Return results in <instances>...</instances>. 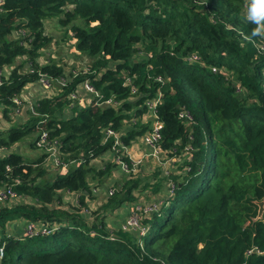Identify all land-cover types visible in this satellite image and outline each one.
<instances>
[{"label":"trees","instance_id":"obj_1","mask_svg":"<svg viewBox=\"0 0 264 264\" xmlns=\"http://www.w3.org/2000/svg\"><path fill=\"white\" fill-rule=\"evenodd\" d=\"M244 7L245 0L0 2V68H11L1 79L0 113L12 123L0 130V148L35 134L27 142L37 149L38 135L46 130L59 141L68 165L63 173L47 169L41 151L33 159L13 151L0 156V188L11 186L31 200L0 205V230L19 219L44 222L49 229L56 225L45 235L1 236L0 264H264V211L253 221L256 201L264 202V38H249L252 25L244 20ZM51 18L72 41L71 49L88 57L89 73L39 97L37 114L14 122L12 98L39 73L57 79L64 72L57 61H38L54 39L45 25ZM18 30L26 35L15 37ZM193 53L198 59L191 61ZM18 58L23 60L16 63ZM86 78L100 102L113 98L120 104L91 103L65 114L69 93ZM125 78L137 88L134 100ZM158 91L161 147L179 154L190 143L192 151L168 204L145 220L146 234L111 230L107 212L134 201L138 188L159 193L166 183L159 170L125 179L91 223L89 216L63 209L62 193H77L86 205L91 184L105 183L116 167L111 160L90 164L110 149L103 129L118 130L133 114L139 117L145 106L138 107ZM181 107L191 113L190 125L177 117ZM145 129L129 130L124 143Z\"/></svg>","mask_w":264,"mask_h":264},{"label":"built area","instance_id":"obj_2","mask_svg":"<svg viewBox=\"0 0 264 264\" xmlns=\"http://www.w3.org/2000/svg\"><path fill=\"white\" fill-rule=\"evenodd\" d=\"M2 0H0L1 2ZM13 35L15 37L25 36L26 32L24 30L14 31ZM72 43V41H69ZM261 47V46H260ZM262 48V47H261ZM72 51L76 52L74 49ZM48 48L42 49L40 59V64L48 63L49 60L54 58L52 52H48ZM188 59L191 61L197 60V54H190ZM28 66L29 72H33V69ZM11 68L4 67L0 68V84L2 82V77H7L10 73ZM213 71H217L216 67H212ZM89 73L88 66H74L70 68L68 71H64L63 74L54 79L45 73H39V77L36 80L41 86L51 92L45 96L52 95L57 86H66L73 78L77 77L81 74ZM156 80L162 81L161 76H157ZM124 84L130 87L131 96L130 100L136 98L137 88L132 83L130 78H125ZM24 88V87H23ZM23 90V89H22ZM21 90V92L15 95L12 98L14 106L9 113L11 119L16 116H25L26 118L32 114L36 115V100H31L27 97V95ZM80 90H83L84 94L80 93ZM87 93V95H85ZM162 94L160 91L157 92V95L153 98L146 99L142 105L138 108H142L145 106V111L139 116L136 117L134 114L129 120H125L123 126L116 130L110 127L103 129V142L107 140H111L110 149L107 151L111 154V162H113L117 168H119L128 178H132L139 172L140 163L142 160H133L130 155V144L138 141L146 146L149 150V156L156 159L155 164H162L163 162H170V168H164L159 170L162 176L166 177V183L163 185V192L160 194L158 198L149 199V200H138L133 202L129 209L128 213L121 225V229L129 232H133L137 234L139 237L146 234L148 231V224L145 220L149 219L154 213H158L162 207L168 204V199L173 196L176 181L182 179L183 175H185L188 170L187 162L191 160V151L192 146L190 143L186 144L179 154H175L176 150L173 149H163L160 145L161 142V127L162 121L159 119V115L157 112V105L160 102ZM100 93L94 88V86L89 82V79H85L76 85V88L69 93V105L68 109L73 107H84L91 103H95L98 105L112 106L116 108L120 102H117L113 98H109L105 101L100 102ZM177 117L181 119L182 123L185 125H190L192 122L191 113L181 107L177 112ZM129 124L130 127L125 129V125ZM141 126H145V131L134 140H131L129 144L124 143L123 137L127 135V132L131 129H139ZM189 139H191V130ZM37 149H39L44 155V166L49 170H55L58 172H66L68 165L62 159V154L60 150V143L56 138H50L48 132L46 130L41 131L38 135V138L35 142ZM181 167V168H180ZM175 170H171L174 169ZM150 171H155L154 169H150ZM172 176H176V179L173 180ZM19 179L15 178L14 183H19ZM113 186H109L106 190V197H109L113 194ZM69 193V192H68ZM76 198L78 199L79 194L75 193ZM31 200L28 197H23L14 192L11 186H3L0 188V205L9 206L17 203H29ZM82 212L89 216V209L81 208ZM56 225L54 224L51 229L44 222H34L27 221L23 232V235H34V234H48L51 230L55 229ZM1 238V235H0ZM254 250H248L247 254H251ZM3 255V247H0V258Z\"/></svg>","mask_w":264,"mask_h":264},{"label":"crops","instance_id":"obj_3","mask_svg":"<svg viewBox=\"0 0 264 264\" xmlns=\"http://www.w3.org/2000/svg\"><path fill=\"white\" fill-rule=\"evenodd\" d=\"M48 49L50 50V48H48ZM70 51L75 53L72 50H70ZM38 61H39V59H38ZM22 91L31 100H34V99H37L39 97H42V96H45L47 94L52 93V91L49 92V91L45 90L41 86V84H39L37 81L30 82V83L26 84ZM80 93L84 94L83 90H80ZM85 95H87V93ZM69 113H70V111H69V109H67L65 111V114L69 115ZM25 119H26V115L25 116L20 115V116H16L15 118H13L12 121L23 122ZM11 124L12 123L10 121L4 119L0 113V130H4V129L8 128L9 126H11ZM128 127H130V125L126 123L124 128L127 129ZM129 147H130L131 158L133 160H140V159L142 160V163H140L139 172L137 175H139V174L141 175L144 173L150 175L151 173H153V171H150V169L161 170L164 168L168 169V167L170 168V162L169 163L163 162L162 164H155L156 159L149 156L150 152H149L148 148L146 146H144L142 143H139L138 141H136L135 143L130 144ZM106 154H108V152ZM109 156H110V153H109ZM101 158H105V157L102 156ZM110 158H111V156H110ZM113 170L118 171V173H120V174L122 172L119 168L114 167V169H112V176L114 175ZM171 170L173 171V170H175V168L171 169ZM125 178L128 179L127 176ZM116 179H118V178H115V175H114L112 178H110L109 182H105L101 185H95V183H92L91 184V189H92L91 190L92 191L91 197L85 196V204L87 206L94 207L93 202L96 201L98 197H101L102 202L105 203V201H106V194H105L106 190L109 186H114ZM163 189L159 193H156L154 195H151L149 193V191H145V195L143 198L140 196L137 197L136 194L134 193V196H135L134 201H130V202L127 201L125 203H122V205L120 207L114 209L112 212L108 211L107 212V214H108V217H107L108 228H110L111 230L120 228L121 225L123 224V221H124L127 213H128V209L133 202H136V201L142 200V199L143 200L144 199L149 200V199L158 198L160 196V194L163 192ZM65 194L72 195L73 197H76L75 193L69 192V193H65ZM78 207H80L79 204H78ZM63 209H65V208L63 207ZM69 211H71V210L69 209ZM74 212H77L80 216L84 217L85 219L88 217L86 214H84L82 212L81 208L78 210H74ZM25 224H26L25 219H19V220H15L13 222H10L9 224L6 225L4 231L0 230V235L1 236H3V235H21V233L23 232V228H24Z\"/></svg>","mask_w":264,"mask_h":264},{"label":"rangeland","instance_id":"obj_4","mask_svg":"<svg viewBox=\"0 0 264 264\" xmlns=\"http://www.w3.org/2000/svg\"><path fill=\"white\" fill-rule=\"evenodd\" d=\"M45 25H46L47 33L52 35L54 38L53 41L51 42L50 47H48V48H50V50L49 49L48 50L50 52H52V54L54 55V58L51 57V60L57 61L60 65H62L64 71H68L70 68H72L74 66H83V65L89 66L88 64L90 62H89L88 57H86L83 54H76V53H73L70 51L71 50V44L69 43L68 37H67V39H66V37H64V32H63L64 29L61 28V26L57 25V20L55 18L47 19ZM22 60H23L22 58H18L16 63H19ZM39 60L42 61V59H40V58H39ZM34 138H35V134H30V135L26 136L24 139H22V141H20L16 144H13L9 148H0V156L5 155L9 151L21 153L24 157L30 158V159H33V158L39 156L41 154L40 150L36 149V148H31L27 142V141L33 140ZM106 153L103 155L105 158H101V157L97 158V159L93 160L90 164H92L96 167H99V166H103L105 163L109 162V160L111 159L110 158L111 154L109 156V153L108 154H106ZM113 173L115 175V178H118V179H116L115 184H114V188H113V189H116V191H117L120 188V185L125 181L126 174H124L122 172L120 174L116 170H113ZM148 175L149 174H146V173L141 174V175L139 174V175H135L134 178L137 176V177H140L141 179H144ZM113 176H112V171H111L110 176L106 179L105 182H109L110 178H112ZM175 178H176V176H175ZM134 193L136 194L137 197L140 196L142 198L145 195V191H141L140 188L136 189L134 191ZM107 198L108 197H106V200H107ZM77 201L78 200L76 197L62 193V197L59 200V203L62 207H64L67 210L70 209L72 212H74V210H78L80 208H84V209L88 208L90 210L89 219H88L89 223L94 221L96 219V217L100 216V213H102L100 210V207L104 203L102 202L101 197H98L97 200L93 202L94 207H90L87 205H81ZM78 204L80 205V207H78Z\"/></svg>","mask_w":264,"mask_h":264},{"label":"clouds","instance_id":"obj_5","mask_svg":"<svg viewBox=\"0 0 264 264\" xmlns=\"http://www.w3.org/2000/svg\"><path fill=\"white\" fill-rule=\"evenodd\" d=\"M243 17L252 25L249 38H264V0H245Z\"/></svg>","mask_w":264,"mask_h":264},{"label":"water","instance_id":"obj_6","mask_svg":"<svg viewBox=\"0 0 264 264\" xmlns=\"http://www.w3.org/2000/svg\"><path fill=\"white\" fill-rule=\"evenodd\" d=\"M256 204L258 206V210H257V215L253 218V221H257V220L261 219L263 211H264V202L262 200L256 201Z\"/></svg>","mask_w":264,"mask_h":264}]
</instances>
